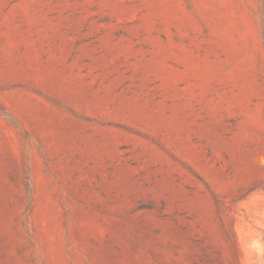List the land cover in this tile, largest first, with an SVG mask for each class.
<instances>
[{
    "label": "rangeland",
    "instance_id": "rangeland-1",
    "mask_svg": "<svg viewBox=\"0 0 264 264\" xmlns=\"http://www.w3.org/2000/svg\"><path fill=\"white\" fill-rule=\"evenodd\" d=\"M0 264H264V0H0Z\"/></svg>",
    "mask_w": 264,
    "mask_h": 264
}]
</instances>
